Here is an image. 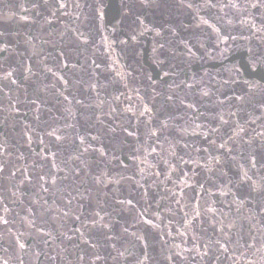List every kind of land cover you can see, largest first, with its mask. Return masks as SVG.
Returning a JSON list of instances; mask_svg holds the SVG:
<instances>
[{"label":"water","instance_id":"obj_1","mask_svg":"<svg viewBox=\"0 0 264 264\" xmlns=\"http://www.w3.org/2000/svg\"><path fill=\"white\" fill-rule=\"evenodd\" d=\"M0 264H264V0H0Z\"/></svg>","mask_w":264,"mask_h":264},{"label":"snow or ice","instance_id":"obj_2","mask_svg":"<svg viewBox=\"0 0 264 264\" xmlns=\"http://www.w3.org/2000/svg\"><path fill=\"white\" fill-rule=\"evenodd\" d=\"M141 23H142V21H141ZM57 139H60V137H57ZM23 247V246H22Z\"/></svg>","mask_w":264,"mask_h":264}]
</instances>
